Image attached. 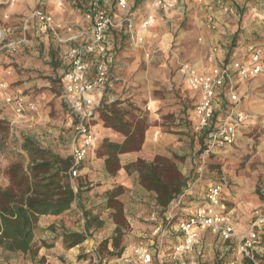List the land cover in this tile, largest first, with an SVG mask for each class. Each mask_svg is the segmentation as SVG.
Returning a JSON list of instances; mask_svg holds the SVG:
<instances>
[{
  "label": "rangeland",
  "instance_id": "374dc122",
  "mask_svg": "<svg viewBox=\"0 0 264 264\" xmlns=\"http://www.w3.org/2000/svg\"><path fill=\"white\" fill-rule=\"evenodd\" d=\"M6 1L0 0V15L8 13V26L15 29L13 38L25 37L26 43L19 47V54L1 56L0 77L13 92L25 83L36 82L21 93L36 110L19 118L11 105L0 99V120L7 122L11 142L28 135L43 147L62 156H72L76 146V119L63 99L60 79L68 67L70 49L85 45L91 37L92 24L86 14L93 0H20L12 15L9 9L17 3L3 5ZM243 1L183 0L169 13H157L155 24L146 31L142 42L137 35L141 22L151 10V0L132 1V31H127L124 15L114 2L100 3V8L114 20L106 39L113 62L109 67V87L102 91V100L106 105L123 102L132 113L131 122L147 118L144 145L153 130V144L148 147V157L151 155L153 160L145 161L153 162L156 157L174 160L177 156L176 164L188 178L187 189L173 203L166 217L171 216L170 221L176 219L177 223L186 219L194 208L204 205L209 186L220 184L223 203L235 226V238L228 242L209 231L202 232L200 244L176 259L169 257L171 264H249L251 260L240 249L252 228L261 239L253 252L254 264H264V226H254L257 213L264 210V73L238 85L242 99L240 107L248 115L239 139L230 147L209 151L203 131L197 128L195 107L199 96L180 72L183 63L202 71L212 65L211 57H216L217 61L232 60L242 46L245 51L249 44H260L264 50V29L258 27L259 24L257 30L251 29L255 22L261 21L259 14L264 15V5L255 3L254 11L243 5L242 10ZM38 10L52 18V31L45 34L38 31L37 21L32 18ZM5 24L0 20V25ZM26 44L28 47H23ZM97 59L93 56L90 60ZM231 107L225 95L218 96L216 123ZM93 125L94 132L101 135L105 126L98 114ZM97 148L93 150L95 156ZM91 155L77 176L81 179L82 203L108 225L97 232L92 229L84 244L68 249L62 241L64 231L85 233V219L77 205L75 213L69 217H41L43 220H39L35 233V254H7L0 249V264H124V257L134 259L136 249L152 242V215L162 221L155 212L154 196L139 184L137 174L129 176L125 169L127 179L124 183L112 184L113 188L99 192L102 183L90 181L89 176L82 174L91 167ZM12 161H15L12 156H0V187L9 184L5 170ZM102 171L105 172L104 162ZM71 183L76 190V181L71 180ZM119 186H124L120 199L127 221L120 246L125 249L121 259L111 240L116 225L108 220L110 210L105 207L106 193ZM172 233L176 236L170 235L166 242L165 250L169 254V247L177 241L176 232ZM106 240H109L107 248L100 251ZM98 249L102 259L97 255Z\"/></svg>",
  "mask_w": 264,
  "mask_h": 264
},
{
  "label": "built area",
  "instance_id": "2783aa9c",
  "mask_svg": "<svg viewBox=\"0 0 264 264\" xmlns=\"http://www.w3.org/2000/svg\"><path fill=\"white\" fill-rule=\"evenodd\" d=\"M133 0H93L86 19L92 24L89 41L80 47L72 48L69 52L70 68L61 77L60 84L63 99L73 113L76 124L74 128V147L72 158L73 167L70 176L77 177V167L87 158L88 154L97 148L98 138L94 133L96 109L101 101L96 93H102L109 79V67L113 62V56L107 46V33L114 26L113 18L105 10L100 8V3L114 2L123 13L127 24V31H132L133 22L130 18ZM183 0H151L150 11L140 24L137 35L142 42L146 31L156 22L159 12H167L176 9ZM17 0H7L3 5L13 6ZM32 18L37 21L38 31L42 34L53 30L52 18L43 11H34ZM8 13H2L0 20L6 24L0 25V58L3 54L14 55L21 45L26 43L25 37L14 39L15 29L8 26ZM28 24V21H24ZM26 28H24V31ZM98 57L96 71L92 75L91 57ZM216 59V58H215ZM211 57L210 61L215 62ZM1 72V71H0ZM180 72L189 82V86L199 96L195 107L197 128L204 131L213 123L216 115L218 96L225 93L227 101L232 107L224 118L216 123L215 129L207 137L206 145L209 151L219 150L234 145L241 129L248 120V115L241 109V95L238 93V85L259 77L264 73V50L262 47H251L247 54H243L232 60H221L216 63L209 74H203L188 63L180 65ZM96 94V95H95ZM101 95V94H100ZM0 99L11 105L19 118H24L27 112H35V105L26 101L18 92H13L0 77ZM151 110L150 107H148ZM167 224L156 219L152 215L154 223L152 229V242L147 246L135 250L134 259L124 257V264H171L169 257L176 259L194 250L201 240V233L209 231L218 236L223 242L235 238V226L231 215L226 211L223 203V188L220 184H211L205 197V203L196 208L178 224L171 227L170 218L166 217ZM254 226H264V210L257 213ZM176 232V244L171 245V254L166 253V242L172 232ZM176 236V235H172ZM260 237L255 228H252L243 239L241 253L255 262L254 250L260 244Z\"/></svg>",
  "mask_w": 264,
  "mask_h": 264
},
{
  "label": "trees",
  "instance_id": "16d2710c",
  "mask_svg": "<svg viewBox=\"0 0 264 264\" xmlns=\"http://www.w3.org/2000/svg\"><path fill=\"white\" fill-rule=\"evenodd\" d=\"M96 64V60L92 62V75L96 71ZM107 86L109 87V83ZM97 114L106 129H111L123 138L122 142L104 139L97 148L96 156L104 159L105 173L115 177L121 169H125L129 176L137 174L139 184L154 196L158 219L166 225V214L188 186V178L182 175L176 164L179 157L175 156L174 160L156 157L153 162L140 159L123 167L120 156L142 150L147 131V118L131 122L129 117L132 113L127 111L123 102L106 105L102 97L96 109ZM215 126L214 118L211 126L203 131L204 140ZM10 140V128L6 121L0 120V156L15 158L5 170L9 184L0 187V249L4 253L35 254V233L40 218L69 217L75 213V205L85 219V233L64 231L62 241L68 249L84 244L88 239L87 234L92 229L97 232L108 225L106 220L93 215V212L83 205L82 185L79 183L81 179L70 176L73 167L72 156H62L49 147H43L32 136H22L12 142ZM83 165L84 162L77 167L79 172ZM71 180L76 181V190ZM123 193L124 186H119L105 195V207L110 210L108 220L116 225L115 236L111 240L113 248L118 251L119 259L125 252L124 247L120 246L124 230L127 228L124 205L120 199ZM177 222L174 219L170 225H176ZM108 244L109 240L104 241L99 248L100 251L107 248ZM99 249L97 255L102 259ZM248 262L254 264L252 261Z\"/></svg>",
  "mask_w": 264,
  "mask_h": 264
},
{
  "label": "crops",
  "instance_id": "0c3cea01",
  "mask_svg": "<svg viewBox=\"0 0 264 264\" xmlns=\"http://www.w3.org/2000/svg\"><path fill=\"white\" fill-rule=\"evenodd\" d=\"M19 2H17V6H15V7H13V8H10L9 9V13L12 15L13 14V12H15V10L18 8V6H19V4L21 3L20 2V0H18ZM257 4V5H264V0H255V1H253L252 3H249V1L248 0H244L243 1V3H242V10H243V5H245V6H249L250 7V9H252V11H254L253 9H254V4ZM231 5L233 4V3H230ZM248 7V8H249ZM209 9H211V8H209ZM165 13H169V11H167V12H165ZM216 18V17H215ZM259 18L261 19V21L260 22H255V25H253V27H251V29L252 28H255L254 30H257V28L258 27H260L261 29H264V15H262V14H259ZM218 19V18H217ZM258 19V18H257ZM259 24V26L257 27V25ZM258 34V33H257ZM15 36V35H14ZM260 47L261 45L260 44H257V43H253V44H249V45H247V46H245L246 48H247V50H245V51H243V46H242V48H240L239 50L240 51H238L237 52V54L236 55H234V57L232 58V59H235V58H238L239 56H242L243 54H247L248 52H249V49L251 48V47ZM23 47H28V45L26 44V45H24ZM17 54H19V51H18V53ZM16 56V55H15ZM216 58V57H215ZM221 60H219V61H217V59H215V62H212V65L211 66H207V68H205V69H203L202 71H200L201 73H203V74H209L210 72H211V69H212V67L216 64V63H218V62H220ZM2 62V61H1ZM0 62V63H1ZM69 68H70V63H69V61H68V67H67V69L65 70V71H63V73H62V75H61V77L66 73V71H68L69 70ZM199 69V68H198ZM200 70V69H199ZM36 84V82L33 84V82L32 83H28V84H23L22 86H19V87H17L16 88V91L18 92V93H23V92H25L26 90H29L32 86H34ZM97 94V97H99V96H101L102 95V93H96ZM95 94V95H96ZM101 94V95H100ZM28 113V112H27ZM30 114V113H29ZM12 115V114H11ZM13 116V115H12ZM31 117H33L34 118V116H31ZM33 118H31V119H33ZM99 138H100V140L101 141H99L98 142V146H99V144L104 140V139H110L111 141H113V142H122L123 141V138H122V136L120 135V134H118V133H115L114 131H112L111 129H106V128H104L103 129V132H101V135L97 132L96 133V131L94 132ZM153 133H154V131L153 130H151V132H150V138H149V135H148V137H147V139H146V144L144 145V147H143V149H142V151H140V152H136V153H130V154H125V155H122V156H120V159H121V164H122V166H124V165H126V164H128V163H131V162H136L137 160H139V159H144V160H147V161H152L153 159H152V157H151V155H149V157H148V147H150L151 146V144H153V138H152V135H153ZM239 137H240V133H239V136H238V139H239ZM149 139H150V141H149ZM237 139V140H238ZM97 146V147H98ZM92 153V155H91V157H93V159H92V163L90 164V166L91 167H89V168H86L83 172H82V174H84V175H87V176H89V178H90V181L91 180H95L96 182H101L102 183V187H100L99 188V192H101V191H107V190H109V189H111V188H113L112 187V184H116V183H120V182H122V183H124L125 181V179H127V176H126V173H125V171H124V169H122V170H120L119 171V173H118V176H116V177H112V176H109L108 174H106L105 172L103 173V171H102V165H103V162H104V159H99V158H97V156H95V151H91L90 153H89V156H90V154ZM198 207V206H197ZM196 207V208H197ZM196 208H194L192 211H191V213H193L195 210H196ZM191 213H189V214H191ZM43 218H46V217H43ZM43 218H41L40 219V222H41V220H43Z\"/></svg>",
  "mask_w": 264,
  "mask_h": 264
}]
</instances>
